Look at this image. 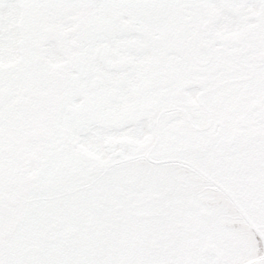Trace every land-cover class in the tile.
Listing matches in <instances>:
<instances>
[{
    "label": "snow or ice",
    "instance_id": "obj_1",
    "mask_svg": "<svg viewBox=\"0 0 264 264\" xmlns=\"http://www.w3.org/2000/svg\"><path fill=\"white\" fill-rule=\"evenodd\" d=\"M0 264H264V0H0Z\"/></svg>",
    "mask_w": 264,
    "mask_h": 264
}]
</instances>
